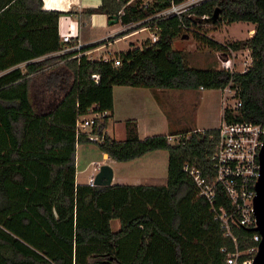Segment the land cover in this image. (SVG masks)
<instances>
[{
    "label": "trees",
    "instance_id": "1",
    "mask_svg": "<svg viewBox=\"0 0 264 264\" xmlns=\"http://www.w3.org/2000/svg\"><path fill=\"white\" fill-rule=\"evenodd\" d=\"M131 1L101 0L97 8L82 12L86 17L116 16L122 26L140 23L137 28L158 29L155 43L147 39L140 48L130 44L127 51L116 53L121 66L114 68L85 56L50 57L64 46L58 21L71 12L45 11L41 0H0V264H222L220 249L232 247L210 205L198 197L193 180L182 171L188 163L212 181L209 159L217 129L182 133L181 140L171 144L168 137L173 135L139 140L136 122L128 120L125 139L105 136L96 143L98 150L117 163L166 151V183L95 187L76 184V147L91 142L76 135L75 122L97 105L98 111L110 115L93 132L105 130L111 124L113 87L197 91L220 90L232 82L242 101L236 120L264 123V0H209L190 11L193 18L183 19L186 25L203 22L201 16H208L212 25H255L253 36L244 41L220 44L207 36L199 39L218 53L247 51L251 64L244 73L190 67L183 52L173 48L175 39L188 33L179 28V19L152 18L172 0H146V6L142 0ZM215 10L219 15L213 23ZM61 61L71 81L60 82L64 92L58 102L39 113L33 107L37 98H30L33 76ZM58 74L55 70L45 76L44 85L54 89ZM92 75H99L97 84ZM216 201V207H229L221 190ZM113 220L119 222L115 232ZM236 234L239 251L258 245L253 229ZM252 258L243 255L237 264H251Z\"/></svg>",
    "mask_w": 264,
    "mask_h": 264
},
{
    "label": "built area",
    "instance_id": "2",
    "mask_svg": "<svg viewBox=\"0 0 264 264\" xmlns=\"http://www.w3.org/2000/svg\"><path fill=\"white\" fill-rule=\"evenodd\" d=\"M209 0H172L169 7L157 13L152 18L167 20L173 17L179 19V28L182 32H189L193 29V23L186 25L183 19L193 18L190 13L194 8L204 4ZM143 6H146V0H142ZM150 18V19H152ZM146 20L145 22L149 21ZM200 20L207 22L208 16H201ZM139 24H129L124 26L125 30H130L139 26ZM148 31L150 33L151 43L158 40V29L144 26L130 33L129 35L139 32ZM61 43L64 45L57 53L58 55L71 54L68 60H79L87 56L89 52L84 51L85 46L77 36L61 35ZM111 44L106 40L101 48H107ZM218 53V52H217ZM234 52L220 53L218 56L219 70H227L231 73L235 71ZM103 55L108 57L100 58L104 62H110L114 68L121 66V59L112 51L107 50ZM242 63L240 73L248 70L251 59ZM91 80L98 83L99 75H92ZM200 90H203L200 88ZM222 119L218 126L217 143L213 155L210 157L213 179L204 178L198 170L185 163L182 171L187 174L194 182L198 197L205 200L211 207L213 218L218 222L222 236L230 240L232 247H222L220 252L224 254L222 264H237L238 259L243 255H249V249L245 251L238 250V239L240 236L236 232L242 229H253L255 227V215L253 212V200L255 197V186L259 178L260 164L259 154L263 145L264 123L249 124L247 122L237 121L236 117L242 108L240 89L237 85L230 82L227 86L220 89ZM91 114V118L82 119L83 116ZM86 115H79L75 122L76 135H83L91 143H102L107 136L106 129L99 133L93 130L98 127V123L110 115L109 111H98L97 105H93ZM181 140L174 137H168L171 144ZM100 165H96L98 172ZM94 177L90 179L92 185ZM221 190L224 198L229 203V207H216V198L218 191Z\"/></svg>",
    "mask_w": 264,
    "mask_h": 264
},
{
    "label": "rangeland",
    "instance_id": "3",
    "mask_svg": "<svg viewBox=\"0 0 264 264\" xmlns=\"http://www.w3.org/2000/svg\"><path fill=\"white\" fill-rule=\"evenodd\" d=\"M135 1L136 0H132L131 4H134ZM115 28L121 30V32L125 31V28L122 27L121 24H118ZM140 28H142V26L132 28L130 31ZM254 29L255 25L244 22H236L233 24L220 22L217 25H212L208 22H198L193 26V29L187 33V39H183V37L175 39L173 48L183 52L188 65L192 68L218 69V56L220 53L212 51L203 45L199 40L201 36H207V38L217 41L220 44H228L244 41L247 38L252 37ZM147 39H150V33L148 31L139 32L133 37L121 40L118 44L114 46L112 45L108 49L114 53L119 51V49L128 48L131 42L135 43L137 47L140 48ZM100 53H103V51L93 54V58H97ZM246 54L247 51L233 53V56L235 57V71L238 72L242 70L241 62L249 58L246 57ZM104 56L108 57L106 55ZM33 92L36 93L34 88ZM167 96H165L166 98H163V101L160 102L158 109L171 122V130H158L157 132H154V135H168L173 133L175 135L173 137L178 139V137H180L178 133L188 135L193 129L196 131H203L218 128L220 125V122H215V120L219 118L222 110L220 102L222 94L220 90H201L198 92L169 90ZM89 118H91V114L82 117V119ZM106 133L109 138L116 141H123L125 138L124 130L121 125L114 127L113 124H109L106 128ZM167 157L168 155L166 151H155L147 154L139 159V161H133L134 163L126 162L114 164L110 159L103 158L96 143H85L80 145L77 153L76 180L78 183H82L89 172H91L90 174H96V168L95 170L93 169L96 163L100 166L110 165L112 167L114 172L113 184H133L132 179L134 175H138L137 171H140L139 173L143 174L144 172L153 170L155 173H162L165 179ZM142 162H144V165L141 168L136 167L137 170L132 168L133 166H137V164L142 165ZM148 183L153 184L160 182L158 180H153ZM110 225L113 232L119 229V222L117 220L111 221ZM249 250L251 251L250 255L254 256L257 251V246L249 248Z\"/></svg>",
    "mask_w": 264,
    "mask_h": 264
},
{
    "label": "crops",
    "instance_id": "4",
    "mask_svg": "<svg viewBox=\"0 0 264 264\" xmlns=\"http://www.w3.org/2000/svg\"><path fill=\"white\" fill-rule=\"evenodd\" d=\"M41 2H42V9L45 11H58L63 13L71 12L70 15L62 16L58 21L59 36L67 35V34L71 35L72 37L77 36V38H79V40L85 47H90L97 43H101V42L104 43L106 40H110L111 44L107 48L103 49L101 48L100 45L98 47L88 49L87 52L89 53L86 56L88 59L101 60L100 58H104L103 54L107 50H109L108 49L109 47L118 44L123 39H126L128 37H133L134 35L137 34L136 33L121 38H116L117 35L122 33L121 30L115 28V26L120 24L119 22L115 25L109 26L108 17L106 15L96 14L86 17L82 14V12L86 9L97 8L100 5L101 0H41ZM130 44L134 45L137 48V45L135 43L131 42ZM128 49L129 47L119 49V51L114 53L116 54L120 52H125ZM102 51L103 53H100V55L97 58H93V54ZM246 55H248V52ZM54 56H58V53L50 55V57H54ZM41 59L43 58L34 60L33 62ZM19 68L23 69L24 64L19 65ZM55 70L59 71L58 77L56 78V80L54 79L53 81L56 82V85L55 88L53 87L54 89L52 88L49 89L48 86L44 85V77L52 74ZM70 81H71V73L62 61L59 62L57 65L46 69L44 73L36 74L35 76H33V81L30 88V98L31 100H33L36 97L38 100L37 101L35 98L36 101L33 106L35 111L42 113L51 109L52 108L51 106L53 104H56V102H58V99L60 98V96H62L64 92V89L59 87L60 85L59 83L66 82L68 84V82ZM33 88L36 90V93L33 92ZM168 91L169 90H153V89L133 88V87H113V91H112L113 109L111 112V124H113L114 127L117 125H121L123 127L125 134V125H124L125 122L128 120H134L136 122L137 136L139 140H143L147 137H152V136H168V135L175 136L173 133L172 134L170 133L168 135L166 134L154 135V132H157L158 130L159 131L171 130L170 129L171 122L158 109V107L160 106V102L163 101V98H166L165 96H167ZM198 91L201 90H197L195 92ZM221 119H222V110H221V114L219 115V118L216 119L215 122H221ZM194 130L195 129L191 131ZM179 134L181 133H178V135ZM118 142H122V141H118ZM79 147L80 145H77L76 147L75 161L77 158ZM102 155L103 158L109 159L107 155L105 154ZM144 156L137 158L138 160L135 159L130 162L134 163L133 161H139V159L143 158ZM110 161H112V163L114 164L117 163L111 159ZM142 163H143L142 165L137 164V166L135 167L133 166L132 168H135L137 170V168H141L144 165V162ZM96 165L95 166L93 165L94 170L96 168ZM137 172L138 175L133 176L132 179L133 184L131 185L160 186V185H165L166 183L167 177L164 179L163 177L164 175L162 173L160 174L159 172L155 173L153 170L149 172H144L143 174L139 173L140 171ZM90 173L91 172H89V174L85 177L86 179L84 180V182L78 183V181L76 180V184L90 185L91 183L90 179L95 176V174H90ZM153 180H158L160 183H153V184L148 183Z\"/></svg>",
    "mask_w": 264,
    "mask_h": 264
},
{
    "label": "water",
    "instance_id": "5",
    "mask_svg": "<svg viewBox=\"0 0 264 264\" xmlns=\"http://www.w3.org/2000/svg\"><path fill=\"white\" fill-rule=\"evenodd\" d=\"M219 15V10H215L211 21L214 23ZM119 22L116 16L108 17V25L112 26ZM187 39V35L183 37ZM259 178L255 186V197L253 200V212L255 215V231L259 235V242L257 251L252 258L251 264H264V134L263 145L259 154ZM114 172L110 165L100 166L98 172L95 174L92 186L95 187H109L113 185Z\"/></svg>",
    "mask_w": 264,
    "mask_h": 264
}]
</instances>
